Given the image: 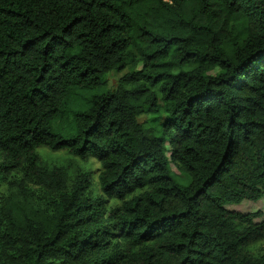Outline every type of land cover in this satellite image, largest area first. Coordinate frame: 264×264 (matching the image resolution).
<instances>
[{
    "label": "trees",
    "instance_id": "trees-1",
    "mask_svg": "<svg viewBox=\"0 0 264 264\" xmlns=\"http://www.w3.org/2000/svg\"><path fill=\"white\" fill-rule=\"evenodd\" d=\"M262 198L264 0H0V264H264Z\"/></svg>",
    "mask_w": 264,
    "mask_h": 264
},
{
    "label": "rangeland",
    "instance_id": "rangeland-1",
    "mask_svg": "<svg viewBox=\"0 0 264 264\" xmlns=\"http://www.w3.org/2000/svg\"><path fill=\"white\" fill-rule=\"evenodd\" d=\"M141 68V63H139L136 67V69ZM129 71V68L126 69H120V70H112L109 73L105 75V81L106 86L108 89L112 90L115 89L118 84L121 77H123L127 72ZM217 70H215V73ZM149 117V115L144 114L141 116L140 121H144ZM41 162L44 166L48 168H52L54 166L61 167L68 175L69 184L72 185L76 176L82 172V171H88L95 168V164L93 162H84L77 157H74L67 153L64 150L60 151H52L49 148H39L38 149ZM173 169L177 173H181V171L177 167H173ZM31 188L37 189L35 185H31ZM41 193V192H40ZM230 209H239L242 211H256L258 209H261L264 212V198L260 199L257 202L252 201H245L241 204H233L232 206H229ZM249 249L254 254H260L262 253L264 249V240H261L259 242H256L249 246ZM60 264V263H56Z\"/></svg>",
    "mask_w": 264,
    "mask_h": 264
}]
</instances>
